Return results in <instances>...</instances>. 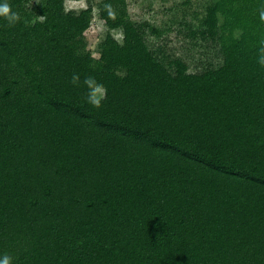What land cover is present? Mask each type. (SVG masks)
<instances>
[{"label":"trees","instance_id":"1","mask_svg":"<svg viewBox=\"0 0 264 264\" xmlns=\"http://www.w3.org/2000/svg\"><path fill=\"white\" fill-rule=\"evenodd\" d=\"M30 1L7 0L16 23L0 18V258L264 264V0L171 9L220 52L200 73L159 60L146 37L171 25L131 20L126 0L96 5L97 58L92 5ZM88 77L107 90L99 108Z\"/></svg>","mask_w":264,"mask_h":264},{"label":"rangeland","instance_id":"2","mask_svg":"<svg viewBox=\"0 0 264 264\" xmlns=\"http://www.w3.org/2000/svg\"><path fill=\"white\" fill-rule=\"evenodd\" d=\"M102 0H66L64 7L66 11H79L87 8L90 4L93 6L92 21L90 28L86 31L87 48L94 58L98 57L97 45L105 32V25L99 18L96 5ZM127 12L131 20L137 23H149L150 25L162 27L170 26L169 32L164 34L159 40L154 37H146L149 48L154 52L159 60L164 62L171 59H182L188 66L189 72L200 73L208 68H216L221 64V55L217 47L207 45L200 41H195L189 36L188 27L191 20L186 17L178 23H171V9L178 6L184 0H126ZM192 6L197 5L196 1L201 3L202 0H190ZM38 0H31L29 7L36 4ZM198 2V3H199ZM182 17V14H181ZM186 23V24H185ZM112 37L121 42L122 34L120 31H112Z\"/></svg>","mask_w":264,"mask_h":264},{"label":"clouds","instance_id":"3","mask_svg":"<svg viewBox=\"0 0 264 264\" xmlns=\"http://www.w3.org/2000/svg\"><path fill=\"white\" fill-rule=\"evenodd\" d=\"M105 7L110 8L111 6L106 5ZM0 18H3L9 25H12L16 23L20 17L18 13L12 11L11 6L7 3V0H5V2L0 3ZM261 19L264 20V12L261 13ZM257 63L262 69H264V46H262L259 50ZM71 83L73 85H77L79 83V76L74 75ZM84 85L88 89V103H90L93 107L99 108L101 101L106 97L107 90L103 87V85L98 84L92 77L86 78L84 80ZM11 261L12 257L7 254H4L3 257L0 258V264H11Z\"/></svg>","mask_w":264,"mask_h":264}]
</instances>
